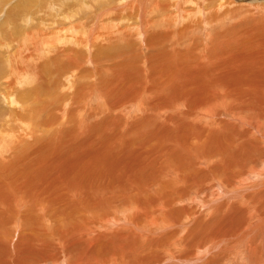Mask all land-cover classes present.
Wrapping results in <instances>:
<instances>
[{
  "label": "bare ground",
  "instance_id": "6f19581e",
  "mask_svg": "<svg viewBox=\"0 0 264 264\" xmlns=\"http://www.w3.org/2000/svg\"><path fill=\"white\" fill-rule=\"evenodd\" d=\"M7 1L0 264H264V0Z\"/></svg>",
  "mask_w": 264,
  "mask_h": 264
},
{
  "label": "rangeland",
  "instance_id": "374dc122",
  "mask_svg": "<svg viewBox=\"0 0 264 264\" xmlns=\"http://www.w3.org/2000/svg\"><path fill=\"white\" fill-rule=\"evenodd\" d=\"M11 1V2H10ZM66 1H68V0H65V2ZM73 0H69V2L71 3ZM88 1H90V2H93V0H88ZM113 1V0H112ZM188 1V2H187ZM204 0H184L183 1V6L185 7V8H190V9H194V8H196L195 6H198V5H201V3L203 2ZM8 3H5L4 4V6H6L7 4H9V5H11L12 3H15L16 4V2H17V0L15 1V0H9V1H7ZM89 2V3H90ZM97 2V1H96ZM152 2H154L153 0H150L149 1V4H150V6H152ZM197 2V3H196ZM101 3V2H100ZM103 3V2H102ZM185 3H187V4H185ZM35 4V3H34ZM97 4V3H96ZM205 4L207 5V10H205V17H210L211 15H213V14H211V11H210V4H211V2L209 1V0H205ZM79 5V6H78ZM77 6H75L76 8H78V7H80V3L78 4ZM83 5H85L84 3H83ZM191 5H192V7H191ZM262 6V5H264V1H261L260 3H258V6ZM101 7V5L100 4H98V7L97 8H100ZM83 8L81 7V9L80 10H82ZM135 9V8H134ZM133 9V10H134ZM3 10V11H2ZM4 10H6V8L4 9V7H1L0 8V24H3L4 22H3V20H4V18H5V12H4ZM131 10L133 13H132V17L131 16H129V17H131V18H129V19H126L127 21H124L123 22V20H122V23H123V25L124 26H126L127 25V23H129L130 21L132 22V26H133V24L135 23V20H132V18L134 17V14L136 13V11L137 10ZM196 10V9H195ZM209 10V11H208ZM130 11V9L129 10H127V12H125V13H128ZM49 15H51L50 13H48ZM80 14V13H79ZM123 14V13H122ZM115 16H117V17H119V16H121V15H118V14H114ZM114 15H112V16H114ZM256 15H261V16H263L264 17V10H261V9H258V12L256 13ZM83 16H84V18L86 17V16H89V14L87 13V14H85V15H75L74 17H76L77 18V20H72V21H66V23L67 22H69V24H70V22L72 23V22H75V21H81V20H83L84 18H83ZM261 16H259V17H261ZM80 18V19H79ZM135 19H136V17H134ZM133 18V19H134ZM107 19V17H106V15L105 16H103V17H100V19H99V21H104V20H106ZM123 19H125V17H123ZM119 23H121V22H119ZM137 23V22H136ZM110 24H112V23H110ZM129 24V25H130ZM128 26V25H127ZM228 26V25H227ZM220 26H217L213 31L214 32H219L220 31ZM101 28V27H100ZM100 28H98V30H100ZM209 31V29H205L204 30V33L206 34L207 32ZM202 34L201 36H205V34ZM135 58H138V56H134ZM132 60H133V57H132ZM44 65V63L43 62H39V64H38V67H44L43 66ZM85 66L86 67H88V69H91V67L92 68H94L91 64H88V63H85ZM32 81V78H31V80L29 81V79H24L23 80V84L25 85V86H27V87H30V86H32L33 84H35V83H30ZM29 82V83H28ZM29 95H27V94H24V93H22V94H20L19 93V95L17 96V99L19 98L20 99V101L21 102H23L25 99H27V97H28ZM0 104H4L3 103V101H2V98H1V96H0ZM46 112H48V111H46ZM46 112H42V113H44V114H42V116H41V119L43 120L44 118H45V116H46ZM46 113V114H45ZM49 113V112H48Z\"/></svg>",
  "mask_w": 264,
  "mask_h": 264
}]
</instances>
